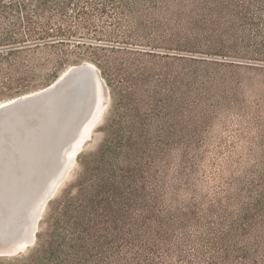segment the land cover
<instances>
[{"label":"trees","instance_id":"trees-1","mask_svg":"<svg viewBox=\"0 0 264 264\" xmlns=\"http://www.w3.org/2000/svg\"><path fill=\"white\" fill-rule=\"evenodd\" d=\"M157 1L0 0L5 87L34 85L25 75L44 48L56 57L45 82L66 61L85 58L112 96L103 140L78 157L77 177L48 202L32 248L0 255V264H264V165L247 167L205 199L190 150H180L171 175L169 148L151 143L146 118L131 112L119 84L122 65L112 53L141 52V41L125 40L147 29L144 18ZM68 46L81 50L72 56Z\"/></svg>","mask_w":264,"mask_h":264},{"label":"rangeland","instance_id":"rangeland-1","mask_svg":"<svg viewBox=\"0 0 264 264\" xmlns=\"http://www.w3.org/2000/svg\"><path fill=\"white\" fill-rule=\"evenodd\" d=\"M260 1L158 0L144 18L147 29L125 40L141 41L137 48L141 52L112 53L122 65L119 84L129 91L131 112L146 118L151 143L169 148L170 174H175L180 150L189 149L196 164L192 177L197 193L205 199L217 196L231 178L242 177L247 167L264 165V9ZM71 46L68 50L75 56L81 49ZM38 56V66L25 75L32 76L25 82L34 85L17 91L18 84L5 87L0 82V101L49 85L69 66L92 63L85 58L66 61L45 82L44 74L52 70L56 57L44 48ZM46 59L50 62L42 65ZM123 72L130 77L123 80ZM99 75L103 113L47 201L36 231L48 202L77 177L78 157L104 138L112 96L100 71ZM34 241L3 256L27 253Z\"/></svg>","mask_w":264,"mask_h":264},{"label":"bare ground","instance_id":"bare-ground-1","mask_svg":"<svg viewBox=\"0 0 264 264\" xmlns=\"http://www.w3.org/2000/svg\"><path fill=\"white\" fill-rule=\"evenodd\" d=\"M78 66L80 64L69 66L58 76L61 77L70 68L77 72L68 85L71 92L63 90L65 93L61 97L48 101L50 109L47 117L43 116L31 126L23 120L19 121L17 115L15 120L5 117L0 121V205L7 211L0 219V228L3 227L4 231L12 224L13 227L19 226L24 235L35 236L37 222L47 201L73 166L76 153L103 113L102 84L96 73L97 67L89 62L85 66L96 78V83L89 85L81 71L84 66ZM13 100L15 97L0 101V105ZM39 106L32 105L30 111ZM13 153H17V158ZM41 154L49 156V165L45 164L44 157L38 158ZM41 172L43 176L39 179Z\"/></svg>","mask_w":264,"mask_h":264},{"label":"water","instance_id":"water-1","mask_svg":"<svg viewBox=\"0 0 264 264\" xmlns=\"http://www.w3.org/2000/svg\"><path fill=\"white\" fill-rule=\"evenodd\" d=\"M87 63L88 62H83L78 67L84 66V68L81 71L83 72V74L86 75L89 81V85H92V84L94 85L96 83L95 74H93V72L89 70V68H85ZM71 67H75V65ZM76 73H77L76 70H72L70 68L69 71H67L61 77H58L52 83V85L50 83L49 85L41 88L42 89L41 91H35L33 93L26 94V95L22 94L23 96L22 95L16 96L15 100L13 101L7 102L5 104H1L0 105V121L5 117H7V119L15 120L16 118L15 115H17L19 116V121L23 120L24 123L29 126L37 124L43 116L47 117L46 114L47 112L49 113V109H50V107L47 106V103L50 99H56L57 97H61L62 93H65L64 91L71 92V88H69L68 85L72 83V80L74 79ZM96 73H98L99 79L101 80V84H102L103 79L100 77L98 69ZM93 95H94V92H93ZM93 95H91V100H93ZM34 104L35 105L40 104V106L38 109L31 112L30 111L31 106ZM4 134L6 138H8V135H7L8 133L5 132ZM13 154L15 158H17L18 156L17 153H13ZM40 157L42 158L44 157L43 160L46 165L50 164V158L48 155L41 154L39 155L38 158ZM18 170L16 169V171ZM36 176L34 178H36ZM39 176L40 177L38 178L41 179L43 176V173L41 172ZM5 213H7L5 207L3 205H0V219ZM34 238H35L34 234L31 237L29 235H24V233H22V229L19 228V226L13 227V225L10 224L7 231H4V228L2 227L0 228V255L14 253L20 249H23L24 247L28 246L29 243H32L34 241ZM22 240H25V241L22 242Z\"/></svg>","mask_w":264,"mask_h":264}]
</instances>
